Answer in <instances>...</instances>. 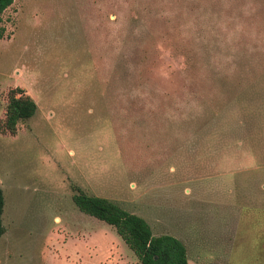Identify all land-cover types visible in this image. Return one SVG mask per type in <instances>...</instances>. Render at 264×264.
<instances>
[{
	"label": "rangeland",
	"instance_id": "obj_1",
	"mask_svg": "<svg viewBox=\"0 0 264 264\" xmlns=\"http://www.w3.org/2000/svg\"><path fill=\"white\" fill-rule=\"evenodd\" d=\"M37 102L5 130L9 92ZM0 264H142L74 186L193 264H264V0H14L0 15Z\"/></svg>",
	"mask_w": 264,
	"mask_h": 264
},
{
	"label": "trees",
	"instance_id": "obj_2",
	"mask_svg": "<svg viewBox=\"0 0 264 264\" xmlns=\"http://www.w3.org/2000/svg\"><path fill=\"white\" fill-rule=\"evenodd\" d=\"M13 2L14 0H0V15ZM37 109V102L23 88L12 89L6 108L5 130L16 133L18 123L34 116ZM74 190L73 200L78 208L115 226L142 264H193L189 261L187 247L180 238L170 233L156 235L145 217L125 209L107 197L89 194L79 186H74ZM4 206L5 195L0 184V237L5 232Z\"/></svg>",
	"mask_w": 264,
	"mask_h": 264
}]
</instances>
